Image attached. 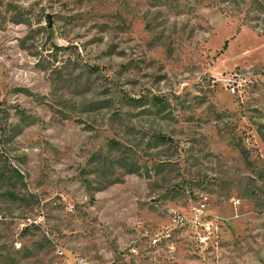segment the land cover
I'll return each instance as SVG.
<instances>
[{
  "label": "rangeland",
  "instance_id": "obj_1",
  "mask_svg": "<svg viewBox=\"0 0 264 264\" xmlns=\"http://www.w3.org/2000/svg\"><path fill=\"white\" fill-rule=\"evenodd\" d=\"M0 109V264H264V0H0Z\"/></svg>",
  "mask_w": 264,
  "mask_h": 264
},
{
  "label": "trees",
  "instance_id": "obj_2",
  "mask_svg": "<svg viewBox=\"0 0 264 264\" xmlns=\"http://www.w3.org/2000/svg\"><path fill=\"white\" fill-rule=\"evenodd\" d=\"M227 46V44H225V47ZM8 117H9V115H8V113L6 112V110H2V109H0V130H3V129H5L4 128V126H2V124H1V121L3 122V120L4 121H6L7 119H8ZM18 173V172H17Z\"/></svg>",
  "mask_w": 264,
  "mask_h": 264
},
{
  "label": "built area",
  "instance_id": "obj_3",
  "mask_svg": "<svg viewBox=\"0 0 264 264\" xmlns=\"http://www.w3.org/2000/svg\"><path fill=\"white\" fill-rule=\"evenodd\" d=\"M235 204H240V199H236L235 201ZM207 227H208V229L210 228V224H207ZM206 240V238H201V241H205Z\"/></svg>",
  "mask_w": 264,
  "mask_h": 264
}]
</instances>
